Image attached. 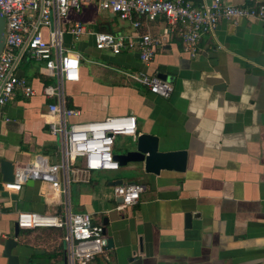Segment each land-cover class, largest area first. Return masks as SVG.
Segmentation results:
<instances>
[{"label": "crops", "instance_id": "1", "mask_svg": "<svg viewBox=\"0 0 264 264\" xmlns=\"http://www.w3.org/2000/svg\"><path fill=\"white\" fill-rule=\"evenodd\" d=\"M202 6L211 0H189ZM242 4V0H228ZM91 31L131 35L132 22L86 5L79 16ZM140 20L141 33L163 39L152 63L136 50L113 54L98 50L91 35L67 43L81 55L80 80L67 83L68 105L80 111L72 122L103 121L133 115L138 132L160 139L163 151L186 150L185 172L147 173L143 164L118 170L85 172L79 159L70 175L69 193L50 182L35 181L0 196V264L20 212L63 215L67 203L88 213L106 230L113 247L89 264H264V27L257 20L221 21L195 57L183 50L178 33L161 17ZM81 46V50L77 48ZM124 72L166 75L169 98L150 93ZM35 89L21 92L0 117L1 160L27 167L38 157L61 163L63 148L48 129L50 102L42 92L51 80L43 66L23 62L17 71ZM135 136L116 137L114 153H124ZM15 170V169H14ZM75 171V172H74ZM77 171V172H76ZM139 183L145 191L130 208L119 209L112 181ZM62 182V177L60 178ZM193 216L189 227L186 214ZM13 254L20 264H66L64 231L21 230ZM142 245V252L140 246Z\"/></svg>", "mask_w": 264, "mask_h": 264}, {"label": "built area", "instance_id": "2", "mask_svg": "<svg viewBox=\"0 0 264 264\" xmlns=\"http://www.w3.org/2000/svg\"><path fill=\"white\" fill-rule=\"evenodd\" d=\"M242 2L238 5L228 0H211L196 6L189 0H0L1 15L6 21L5 44L0 53V117L3 108L18 92L27 98L36 94L34 87L17 74L21 63L36 62L51 79L42 89L43 95L50 100L48 129L59 138L63 148V160L59 164L38 157L27 167H15L14 181L0 183V196L4 192L21 191L30 179L50 182L54 189L63 186L64 193L68 194L71 171L79 159L84 161L85 172L118 170L120 165L114 160L116 137L136 136L138 132L137 119L133 115L95 122L71 121L80 111L69 107L65 85L80 80L81 55L74 45L67 43V36L78 41L91 35L96 49L115 55L136 50L142 63L149 65L164 42L150 33H141L142 23L135 17L148 21L163 17L168 23L165 34L176 31L183 50L195 57L201 42L215 35L221 21L238 24L242 19L257 20L264 27V0ZM91 4H96L101 11L118 15L121 20L131 21L132 34L87 29L79 16L84 7ZM124 74L157 96L169 98L174 92L173 84L157 75ZM144 191V185L139 183L116 186L115 195L122 199L119 209L135 206ZM16 222L20 230H63L66 264H89L97 256L105 255L108 249L103 228L94 224L90 214L73 212L69 203L63 215L20 212Z\"/></svg>", "mask_w": 264, "mask_h": 264}, {"label": "water", "instance_id": "3", "mask_svg": "<svg viewBox=\"0 0 264 264\" xmlns=\"http://www.w3.org/2000/svg\"><path fill=\"white\" fill-rule=\"evenodd\" d=\"M5 18L1 15L0 11V53L2 52L5 44ZM161 79L167 80L166 75H158ZM114 160L117 161L120 167H126L129 164H143L144 170L147 173L158 175L163 170L185 172L187 168L188 153L186 150L175 151H163L160 147L159 137L140 133L133 137L129 143L125 146L124 153H114ZM14 169L15 165L7 160H1V174L2 182L14 181ZM122 180H115L110 183L111 186L116 187L122 185ZM35 184L34 179L27 181L26 185L33 186ZM122 203V199H119ZM192 214H186V226L189 227L193 218ZM20 229L16 222L15 232L11 235L5 244L4 257L7 258L8 264H20V259L17 255H14L13 249L16 247V238L20 234ZM106 235V230H103ZM113 247V240L108 239V248ZM142 245L140 251L142 252Z\"/></svg>", "mask_w": 264, "mask_h": 264}, {"label": "rangeland", "instance_id": "4", "mask_svg": "<svg viewBox=\"0 0 264 264\" xmlns=\"http://www.w3.org/2000/svg\"><path fill=\"white\" fill-rule=\"evenodd\" d=\"M71 14H72V12L70 11V14H69V15H71ZM77 48H78L79 50H81V46L77 45Z\"/></svg>", "mask_w": 264, "mask_h": 264}, {"label": "trees", "instance_id": "5", "mask_svg": "<svg viewBox=\"0 0 264 264\" xmlns=\"http://www.w3.org/2000/svg\"><path fill=\"white\" fill-rule=\"evenodd\" d=\"M50 82H51V80H46L44 84L46 85V84H48V83H50ZM70 107H71V106H70Z\"/></svg>", "mask_w": 264, "mask_h": 264}]
</instances>
